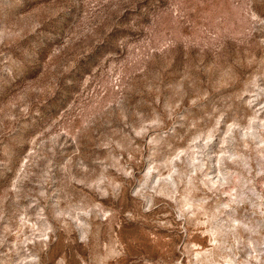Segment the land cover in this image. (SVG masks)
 Instances as JSON below:
<instances>
[{
	"label": "rangeland",
	"instance_id": "374dc122",
	"mask_svg": "<svg viewBox=\"0 0 264 264\" xmlns=\"http://www.w3.org/2000/svg\"><path fill=\"white\" fill-rule=\"evenodd\" d=\"M0 264H264V0H0Z\"/></svg>",
	"mask_w": 264,
	"mask_h": 264
}]
</instances>
